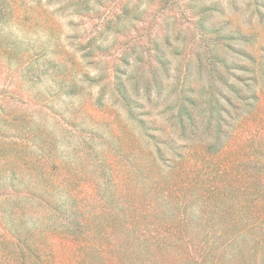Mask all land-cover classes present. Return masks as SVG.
I'll return each mask as SVG.
<instances>
[{
	"label": "trees",
	"instance_id": "trees-1",
	"mask_svg": "<svg viewBox=\"0 0 264 264\" xmlns=\"http://www.w3.org/2000/svg\"><path fill=\"white\" fill-rule=\"evenodd\" d=\"M7 1L12 4L3 9L11 14L15 1ZM66 2L79 19L94 5ZM21 5L23 21L34 13L55 19L40 3ZM197 21L190 34L199 38V49L193 58H181L175 78L161 79L159 73L169 74L175 65L156 47L145 61L132 63L126 53L111 58L102 74L80 75L81 84L102 78L98 106L111 87L131 111L143 77L146 100L166 104L157 114L162 120L150 122L144 114L139 122L143 172L119 166L129 140L110 119L107 128L86 131L54 114L51 133L35 121L19 132L0 121V264H264V61L252 60L249 71L230 58H215L211 45L224 38L208 34L204 17ZM103 22L100 32L81 39L79 58L101 50V34L117 21ZM171 38L165 34L167 46ZM40 50L49 58L78 53L60 44ZM55 63L51 78L59 93L75 96L74 81H57V65L72 62ZM141 67L147 75L138 76ZM237 69L253 74L252 84L236 76ZM171 84L172 102L163 97ZM43 103L36 111L46 115L51 102Z\"/></svg>",
	"mask_w": 264,
	"mask_h": 264
},
{
	"label": "rangeland",
	"instance_id": "rangeland-1",
	"mask_svg": "<svg viewBox=\"0 0 264 264\" xmlns=\"http://www.w3.org/2000/svg\"><path fill=\"white\" fill-rule=\"evenodd\" d=\"M13 1L12 13L6 14L3 8L12 3L0 0V121H8L10 126H16L18 132L35 121L51 133L57 129L56 121L50 117L54 114H59L63 120H75L86 131L96 125L104 124V128H107L106 122L109 123L110 119L113 126L124 129L128 136L129 150L123 157L125 161L118 162L121 168L128 171L129 167L144 171V131L139 122H144V114H149L150 117L146 118L150 122L162 120L157 114L165 111L162 107L166 104L146 100L143 77L139 80L138 95L132 93L131 111L128 112L117 100L111 87L105 89L106 95L102 98L101 106H98V85L103 83L102 78L81 84L82 73L86 72L91 78L95 74H102L107 70V62L111 58H120L126 53L132 63L138 59L145 61L148 49L149 55L153 57L156 47L163 52V58H172L175 65L169 74L160 72L161 79L165 80V75L175 78L179 71L174 69H180L181 58H193L191 54L199 49V38L191 37L190 34V29L198 24L199 17H204L209 35L219 34L224 38L221 43L211 45L218 54L215 58H230L238 62L239 68L244 66L249 71L254 70L252 60L256 64L264 61V0H89L94 5L83 11L87 17L85 19L73 16L74 11L66 5V0ZM23 2H31L32 5L40 3L42 8L53 12V23L37 19L35 13L23 21L20 16ZM87 9H90L89 12ZM104 19H115L117 22H111L109 31L101 34V50L79 58L83 54L78 51L81 49V39L97 30L100 32ZM166 33L173 37L169 41L171 46L164 43ZM155 40L156 43H153ZM57 44L78 52L77 56L49 58L48 53L40 50L42 46H49L51 51ZM67 59L72 65H57L61 67L57 81L67 77L74 81L78 85L75 96H62L58 91L61 90L59 85L51 78L53 70L58 71V68L53 69L55 62ZM38 67H41L39 71L36 70ZM134 68L137 67L133 64ZM144 71L147 75V70L139 68L138 76ZM75 72L77 75L73 74ZM234 74L244 79V83L252 84L254 75L248 71L237 69ZM172 88L173 84L163 91V97L172 96L170 102L173 100ZM47 100L51 102L48 103L49 108L44 109L48 114L38 113L36 109ZM21 116L24 122L19 123L18 117ZM109 142L113 143L110 138ZM140 188L141 185H137L134 190Z\"/></svg>",
	"mask_w": 264,
	"mask_h": 264
}]
</instances>
